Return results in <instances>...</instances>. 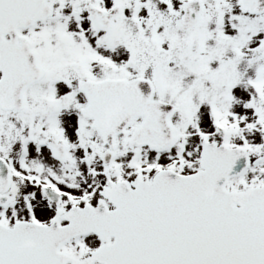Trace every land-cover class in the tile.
I'll return each instance as SVG.
<instances>
[{"label":"snow or ice","instance_id":"6c2138e0","mask_svg":"<svg viewBox=\"0 0 264 264\" xmlns=\"http://www.w3.org/2000/svg\"><path fill=\"white\" fill-rule=\"evenodd\" d=\"M0 264H264V0H0Z\"/></svg>","mask_w":264,"mask_h":264}]
</instances>
